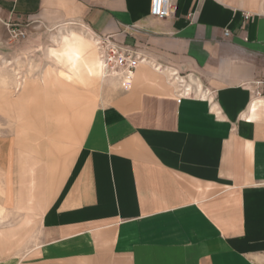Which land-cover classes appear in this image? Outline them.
I'll list each match as a JSON object with an SVG mask.
<instances>
[{"label": "crops", "instance_id": "0c3cea01", "mask_svg": "<svg viewBox=\"0 0 264 264\" xmlns=\"http://www.w3.org/2000/svg\"><path fill=\"white\" fill-rule=\"evenodd\" d=\"M151 1L0 0V21H81L149 58L74 116L81 142L44 198L37 258L264 264V0H173L162 19ZM76 67L93 105L104 81Z\"/></svg>", "mask_w": 264, "mask_h": 264}, {"label": "rangeland", "instance_id": "374dc122", "mask_svg": "<svg viewBox=\"0 0 264 264\" xmlns=\"http://www.w3.org/2000/svg\"><path fill=\"white\" fill-rule=\"evenodd\" d=\"M83 25L0 21V159L8 146L11 165L0 163V264L100 263L96 258L44 262L36 252L46 238L41 226L44 198L60 182L81 142L83 125L74 116L92 103L77 91L81 98L71 103L65 93H72L69 85L45 79L46 70L56 66L48 54L58 48L63 34L88 33ZM108 90L115 91L109 79L98 91H89L94 107L108 100L103 97ZM260 94L264 96V86Z\"/></svg>", "mask_w": 264, "mask_h": 264}, {"label": "built area", "instance_id": "2783aa9c", "mask_svg": "<svg viewBox=\"0 0 264 264\" xmlns=\"http://www.w3.org/2000/svg\"><path fill=\"white\" fill-rule=\"evenodd\" d=\"M176 5L173 0H152L150 12L157 18H166L170 16L175 10ZM251 14L247 13L246 18ZM16 32V30H12ZM230 32L225 31L228 36ZM97 45L102 60L106 77H116L121 81L122 86L127 89L131 85L133 73L137 67L149 58L141 53L137 48L120 43L112 36H105L95 33ZM160 67V65L158 66ZM177 78V77H176ZM184 80H180V85L183 87ZM264 86V82H260ZM187 91V87L185 88ZM181 100V97L179 98Z\"/></svg>", "mask_w": 264, "mask_h": 264}, {"label": "bare ground", "instance_id": "6f19581e", "mask_svg": "<svg viewBox=\"0 0 264 264\" xmlns=\"http://www.w3.org/2000/svg\"><path fill=\"white\" fill-rule=\"evenodd\" d=\"M88 31H89L88 33L77 34L76 32H74L72 30L68 34H63L61 36V41L59 42V44H57L58 48H51L49 51V54H48L51 57V59L53 60V62H55L56 64H63V68H58L55 66L52 69L46 70L45 79H48L50 81L53 80L54 82L59 81V82L65 83L66 85H69L72 88V93H69L68 91H65V93L68 95L71 103L72 102L77 103L81 98V96H79L81 94L77 95L75 93L76 89H74V87L72 86V83H71V80L73 79L74 75H76L77 77H80V75L78 74L79 70L77 69L76 66H79L81 64L89 65V66L92 65L95 67L94 68L95 73L101 82L105 81L107 78L106 73L104 71V66H103L102 60L100 58V53H98L99 49H98V45H97V40H96L95 36L90 34V30H88ZM76 35H78V36L76 37ZM78 39H79V41L86 40L87 42L93 44V46H95V48L98 50V52L95 51V53L90 52L89 54H86L85 52H83V50H82L83 48L81 47V44L77 43ZM68 44H71L75 48H78L79 52H80V59L74 63L70 62V66L62 63L63 61H62L61 57L58 58V57H54L52 55V53L54 51L55 52L62 51ZM69 70H71L73 72V74ZM56 84H58V83H56ZM69 90H71V89H69ZM77 91H78V89H77ZM85 97H88V96H85ZM90 104H91V107H93L92 103H89L88 105H90Z\"/></svg>", "mask_w": 264, "mask_h": 264}, {"label": "snow or ice", "instance_id": "6c2138e0", "mask_svg": "<svg viewBox=\"0 0 264 264\" xmlns=\"http://www.w3.org/2000/svg\"><path fill=\"white\" fill-rule=\"evenodd\" d=\"M52 55L54 57H65L69 60V62L74 63L80 59V52L78 48H75L71 44H68L62 51L53 52Z\"/></svg>", "mask_w": 264, "mask_h": 264}]
</instances>
